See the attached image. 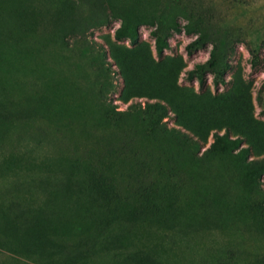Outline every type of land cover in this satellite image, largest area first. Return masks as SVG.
Listing matches in <instances>:
<instances>
[{"label":"rangeland","instance_id":"obj_1","mask_svg":"<svg viewBox=\"0 0 264 264\" xmlns=\"http://www.w3.org/2000/svg\"><path fill=\"white\" fill-rule=\"evenodd\" d=\"M0 264H264V0H0Z\"/></svg>","mask_w":264,"mask_h":264},{"label":"trees","instance_id":"obj_2","mask_svg":"<svg viewBox=\"0 0 264 264\" xmlns=\"http://www.w3.org/2000/svg\"><path fill=\"white\" fill-rule=\"evenodd\" d=\"M210 65L213 66L214 65L213 62H211ZM197 67L200 68L201 70H204V68H205L204 64H200V63L197 64ZM200 81L203 83L204 82V78L201 77Z\"/></svg>","mask_w":264,"mask_h":264}]
</instances>
